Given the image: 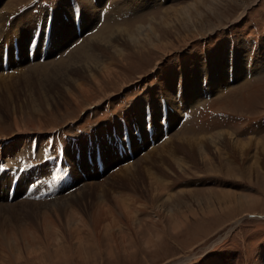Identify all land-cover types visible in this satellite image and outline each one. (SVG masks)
Listing matches in <instances>:
<instances>
[{"label": "rangeland", "instance_id": "1", "mask_svg": "<svg viewBox=\"0 0 264 264\" xmlns=\"http://www.w3.org/2000/svg\"><path fill=\"white\" fill-rule=\"evenodd\" d=\"M116 1L0 0V144L29 143L0 159L9 166L36 154L35 163L62 148L71 184L41 201L20 198L34 175L47 173L45 160L21 174L8 202L10 177H0V264H259L264 0H121L130 5L109 8ZM98 36L105 41L87 43ZM74 49L89 63L72 69ZM238 51L251 73L234 78L230 70L208 96L204 82L191 102L163 96L179 89L183 69L200 82L196 74L220 71L223 61L227 71ZM125 139L133 157L118 153ZM86 183L106 190L110 209L92 196L63 213L42 205Z\"/></svg>", "mask_w": 264, "mask_h": 264}, {"label": "bare ground", "instance_id": "2", "mask_svg": "<svg viewBox=\"0 0 264 264\" xmlns=\"http://www.w3.org/2000/svg\"><path fill=\"white\" fill-rule=\"evenodd\" d=\"M71 2H75V1H77V0H70ZM89 1L90 0H87V2L89 3ZM101 0H93V2H100ZM152 1V0H151ZM156 0H153V2H155ZM158 1V0H157ZM119 5H124L123 4V2L120 0V1H116V2H112V4L109 6V8H118V7H120ZM127 6H129L130 5V3H127L126 4ZM126 5H124V6H126ZM121 7H123V6H121ZM98 10V9H97ZM97 10H95L96 12H97ZM95 11H94V13H95ZM88 12H90L89 10H88ZM11 14H14V13H11ZM99 14H100V12H99ZM3 16H5V14L3 15ZM103 16V15H102ZM7 18L6 17H3V18H0V26H1V23L2 22H4L5 20H6ZM138 29H143V28H138ZM59 34V27H58V29L56 28L55 29V32H54V38H55V36H57ZM59 37H60V34H59ZM99 37V36H98ZM57 38V37H56ZM95 38H97V37H95ZM95 38H94V40H92V41H89V42H87V43H91V44H95L96 42H98L99 41V43L98 44H100V43H102V42H104L105 41V38L104 37H99V39H96L95 40ZM98 40V41H97ZM96 41V42H95ZM114 41H115V39H114ZM117 41V40H116ZM108 43V42H107ZM109 43H110V41H109ZM97 44V43H96ZM97 44V45H98ZM127 44V43H126ZM116 46V45H115ZM108 49V48H107ZM241 52H243V51H241ZM240 51H238L237 53H238V55L236 56V59H234L233 58V61L231 60L232 58H230L229 57V55H228V59L230 58V60L229 61H227V63H228V70L226 71V69L224 68L225 67V63H224V61L221 63V70L220 71H210V70H207V71H203V72H201V76L199 77V74L197 75H195V77L198 79V78H200V82H198L195 78L193 79V80H190V79H188L187 78V76H186V73L188 72V71H185V69H183L181 72H182V74H183V79H184V82H181L180 83V85L178 86V88L179 89H177L175 86H174V89L173 88H171V90H169V88H168V90L167 91H162V94H163V96L165 97V98H167L168 97V99H171V97L173 96V95H175L176 94V98L178 99V101H183L184 99H185V97H187L188 99H189V101L191 102V97L196 93V91L198 90V87L199 86H201V85H203L204 84V82H206V84H205V86H204V90H205V96H208L210 93H211V90H212V88L214 87V85H216V83H218V82H220L221 80H224L225 79V76H226V74L227 73H229V76H230V70H233V72H234V75H233V77L234 78H239V77H241V76H243V74H246V72L247 71H249V73H251V67H248L247 66V63H246V66H245V68L243 69L242 68V65H241V63L240 62H242L243 61V55H242V53H241ZM77 54H79V50H76V49H74L73 50V52H71L69 55L70 56H74L75 55V58H77L78 60H76L75 61V63L74 64H72V67H74V66H76L77 64H79V63H85V62H88V61H79V56L77 55ZM220 55H221V59L224 57V55L222 54V53H219ZM108 55V54H107ZM120 55V54H119ZM242 55V56H241ZM227 59V58H226ZM222 61V60H221ZM232 61V62H231ZM231 62V63H230ZM89 63V62H88ZM86 64V63H85ZM96 65V64H95ZM70 66L71 65H69V68H70ZM82 66V65H81ZM81 66H79V67H81ZM78 67V66H77ZM98 68V67H97ZM71 69V68H70ZM72 69H75V67L74 68H72ZM193 72V71H192ZM194 72H195V70H194ZM28 74V73H27ZM26 74V75H27ZM56 74V73H55ZM220 74V75H219ZM49 75H52V74H50V72H49ZM57 75V74H56ZM27 76H29V75H27ZM205 76V81H204V77ZM211 77H213V79H211ZM216 80H218V81H216ZM196 81L198 82V83H196ZM174 93V94H173ZM165 94V95H164ZM200 100H198L196 103L198 104V102H199ZM195 102V101H194ZM193 102V103H194ZM182 103H184V102H182ZM187 103V102H186ZM195 103V104H196ZM185 107L186 106H184V107H182V109H181V113H183L185 110H187V109H185ZM20 132H24V131H22V130H18V137H19V134H20ZM23 135V134H22ZM26 135L27 134H24V136L23 137H26ZM21 139V138H20ZM26 142V143H25ZM47 143V142H46ZM29 146V143L27 144V140H26V138L23 140V142H21V141H19V142H17L16 144L15 143H12V144H8V146H6L5 147V145H2V144H0V157L2 156V153H7V156H11V157H13V158H15V157H17L18 156V154H17V152H15V148H17V147H20L21 146V148L23 149V148H25V147H28ZM31 145V144H30ZM184 142H182V143H180V147H183L184 148ZM188 149V148H187ZM19 150V149H18ZM17 151V150H16ZM31 151V150H30ZM41 151V150H40ZM20 152V151H19ZM21 153V152H20ZM23 153V152H22ZM43 154V153H42ZM19 158V157H18ZM10 160H12L11 158H10ZM83 162V161H82ZM133 173V176H135L134 174L136 173V175L138 176L139 175V172L138 171H136L135 173L134 172H132ZM133 178V177H132ZM135 178V177H134ZM105 182V181H104ZM134 182L137 184V185H139L142 181H135L134 180ZM144 183V182H143ZM155 183V182H154ZM126 184V183H125ZM86 185V186H85ZM83 188L81 189V188H79V190H76V192H73L72 194H70V195H68V196H65V197H63V198H61V199H59L58 201H55V200H53V201H55V202H53V203H46V204H42V205H45V206H48V205H51V206H54V207H57V211H61V213H63L62 211L63 210H65V209H67L66 207H68V205L70 204V203H72V204H74V205H77L78 207H79V205L80 204H82V200H86V198L89 196H92V197H94L96 200H98L101 204L100 205H102L105 209H107V208H109L110 209V206L109 207H107L106 208V206L104 205V203L102 202V201H109L110 203L111 202H113V199L111 198V196H108V195H106L105 193H104V191H106L102 186H100V185H98L97 183H95L94 185H92V183H91V186H88V184L86 183V184H84V186H82ZM101 189V190H100ZM96 190H98V192H96ZM91 192H94V193H91ZM97 193H98V195H97ZM109 197V198H108ZM92 199V198H91ZM117 200V199H116ZM120 199H118V201H119ZM49 202H52V201H49ZM115 202V201H114ZM120 202V201H119ZM22 203V202H21ZM24 203V202H23ZM25 204V203H24ZM119 204L120 203H118L117 202V205L119 206ZM35 205H41V204H35ZM121 205V204H120ZM124 204H122V206H123ZM108 206V205H107ZM108 210V209H107ZM73 213H76V211H74ZM123 213H124V215L127 217V218H130L129 216H130V213H128L127 211L125 212V211H123ZM77 221L79 222V223H82V221L81 220H79V219H77ZM69 224H70V222H68ZM71 226V225H70ZM166 233V232H165ZM261 262V261H260ZM259 262V264H263L264 263V261H262L261 263Z\"/></svg>", "mask_w": 264, "mask_h": 264}]
</instances>
